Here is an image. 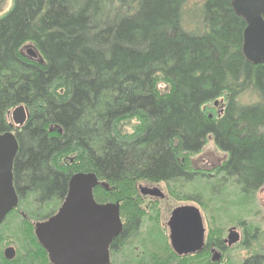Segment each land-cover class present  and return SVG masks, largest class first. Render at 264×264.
I'll use <instances>...</instances> for the list:
<instances>
[{
	"label": "trees",
	"instance_id": "trees-1",
	"mask_svg": "<svg viewBox=\"0 0 264 264\" xmlns=\"http://www.w3.org/2000/svg\"><path fill=\"white\" fill-rule=\"evenodd\" d=\"M233 2L13 0L0 13V134L12 131L19 143L14 183L26 215L10 213L0 225V246L12 216L21 236L16 258L7 260L0 249V264H53L31 221L55 211L50 205L65 199L77 172L109 184L96 187L95 198L119 203L126 219L115 251L140 228V181L213 178L243 198L264 187V63L245 56L247 23ZM27 43L38 59L23 52ZM246 93L256 100L242 102ZM20 105L28 119L15 127L8 114ZM133 118L138 125L124 132L121 123ZM210 137L228 154L214 175L189 161ZM182 198L202 203L201 196ZM246 232L241 246L249 248L260 228ZM215 243L226 250L221 239ZM138 247L142 261H171L169 254L154 257L145 240ZM200 257L172 258L219 264ZM241 264H264V253Z\"/></svg>",
	"mask_w": 264,
	"mask_h": 264
},
{
	"label": "water",
	"instance_id": "water-1",
	"mask_svg": "<svg viewBox=\"0 0 264 264\" xmlns=\"http://www.w3.org/2000/svg\"><path fill=\"white\" fill-rule=\"evenodd\" d=\"M236 12L246 19L243 51L254 64L264 63V0H234ZM29 53L36 57L34 50ZM10 114V111H9ZM14 124L22 126L28 119L23 105L13 111ZM61 131V130H60ZM19 143L12 131L0 134V225L18 206L14 186V161ZM99 185L109 188L93 173L77 172L69 182L68 194L59 212L35 226L36 236L49 253L53 264H111L110 245L122 233L123 222L119 203L98 204L94 191ZM142 192H149L142 187ZM159 194L158 190H152ZM170 240L180 253H192L204 246L205 226L200 209L193 205L177 207L168 222ZM241 241V234L232 228L224 240L228 246ZM7 260L16 258V248L4 249ZM220 255H214L219 260Z\"/></svg>",
	"mask_w": 264,
	"mask_h": 264
},
{
	"label": "rangeland",
	"instance_id": "rangeland-1",
	"mask_svg": "<svg viewBox=\"0 0 264 264\" xmlns=\"http://www.w3.org/2000/svg\"><path fill=\"white\" fill-rule=\"evenodd\" d=\"M13 0H0V13L6 12L12 5ZM35 50L33 43H27L23 47V52L30 57L35 59L39 58L32 56L29 51ZM37 53V52H36ZM255 97L244 94L241 97V101L244 103H250L255 101ZM18 107V106H17ZM14 107L10 110L8 114L9 121L14 124L13 111L17 108ZM209 110H211L212 105H208ZM215 110L219 111L222 107L217 101L215 105ZM139 121L136 118L128 119L121 123V128L124 132H131L138 125ZM228 157L226 152L221 151L214 143L212 137L208 139L207 144L203 150L189 158L190 164L197 170L205 169L209 174H215V167L225 161ZM140 186L141 187H158L161 189L165 195L164 199H160L156 204L152 205L148 210L141 211L138 209V215L141 213V218H138L140 228L134 237H130L127 240V246H120L121 249L118 251H113L111 255V264H153L150 257L142 261L143 253L138 247L140 241H147L150 250L155 254L154 257L157 259L165 258L169 254L170 246V229L168 222L172 216L173 211L183 205H193L200 209L204 226H205V240L204 242L211 246H216L215 240L221 239L223 242L227 238L230 229L236 228V230L241 234V241L234 244L233 246L224 243L226 250L222 251L220 255L219 264H231L233 263L241 264L246 258H248L255 251L264 253V187L261 188L254 196H247L246 198L239 197L234 194L232 188H226L224 184L222 185L219 181L210 178L209 180L200 181L197 179L196 182L188 183H151L147 181H140L136 183V196H140ZM207 186L208 190L211 191L215 189L219 193L215 195L212 192L205 191L203 187ZM98 192V191H97ZM102 194V191H99ZM201 196L202 203H198L193 200L184 199L187 195ZM225 198V200L223 199ZM147 204V203H146ZM146 204H142L146 207ZM54 206V210L58 206L53 203L50 205V209ZM49 209V207H48ZM124 222L125 219L122 217ZM18 218L11 217L7 227L6 240L2 246H0L1 252L8 246H13L16 249L19 248V240L21 236L18 233L16 227ZM260 228V239L249 242V248L241 246V243L246 237V230L253 227ZM22 235V234H21ZM209 249L204 256L214 260V256L209 253ZM142 255V257H140ZM212 257V258H211ZM160 262V261H159ZM200 263H203L200 261ZM169 264H179V261H173Z\"/></svg>",
	"mask_w": 264,
	"mask_h": 264
},
{
	"label": "flooded vegetation",
	"instance_id": "flooded-vegetation-1",
	"mask_svg": "<svg viewBox=\"0 0 264 264\" xmlns=\"http://www.w3.org/2000/svg\"><path fill=\"white\" fill-rule=\"evenodd\" d=\"M15 127H20V126H17V125H15V124H13ZM14 186H15V189H16V192H17V194H18V198H19V203H18V206L15 208V209H13L10 213H15L16 215H23L25 218H26V215H25V213H24V211L22 210V209H20L19 207H20V203H21V201H22V195H21V193H20V191H19V187L17 186V183H14ZM99 186H101V185H99ZM103 187V186H102ZM145 188H147V190L149 191V192H147V193H143L142 192V187L140 186V196H136V198H137V202L139 203V208L141 209V211H144V210H148L147 208H151L152 207V205H154V204H156L160 199H164L165 198V195H164V193H163V191L161 190V189H159L158 187H145ZM106 189H108V188H106ZM152 190H158V193L159 194H153V192H152ZM64 200L65 199H63L62 201H61V203L58 205V208L50 215V216H48L47 218H45V219H40V220H32L31 221V223H32V226H33V229H34V233H35V226H36V223H38V222H43V221H47L48 219H50L52 216H54L55 214H57L58 212H59V210H60V208L62 207V205H63V203H64ZM95 200H96V202L98 203V204H105V203H109V201H101V200H99V199H97V198H95ZM143 202H144V204H146V207H143L142 206V204H143ZM153 208V207H152ZM9 213V214H10ZM8 214V215H9ZM122 222H123V230H124V221L122 220ZM123 232V231H122ZM36 234V233H35ZM122 234V233H121ZM120 234V235H121ZM119 235V236H120ZM118 236V237H119ZM117 237V238H118ZM116 238V239H117ZM115 241V240H114ZM113 241V242H114ZM112 242V243H113ZM225 243V242H224ZM225 245H226V243H225ZM226 246H228V245H226ZM45 249V248H44ZM210 250L209 251V253H211L212 254V257L215 255V254H222V251H223V249L222 248H220V247H218L217 245L215 246H211V247H209L208 248V245L206 244V243H204V246L200 249V250H198V251H196V252H190V253H183V254H180V253H178L176 250H175V248L173 247V245L171 244V240H170V246H169V256L171 257V261H170V263L171 262H173L174 261V259L172 258V257H174V256H177L178 258H184V261H185V259H188L189 257H191V256H196V255H198V256H204L206 253H207V250ZM45 251L47 252V250L45 249ZM113 251H115L114 250V248H112V244L110 245V259H111V255H112V252ZM4 252V251H3ZM47 254H48V257H49V253L47 252ZM16 255H17V249H16ZM211 257V258H212ZM212 260V259H211ZM220 260V259H219ZM219 260H213L214 262H220ZM9 261H11V260H9Z\"/></svg>",
	"mask_w": 264,
	"mask_h": 264
}]
</instances>
